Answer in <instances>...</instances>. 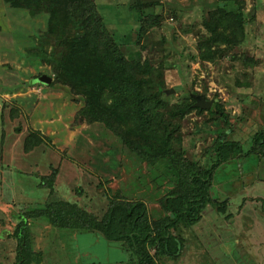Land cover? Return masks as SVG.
<instances>
[{"label":"rangeland","instance_id":"374dc122","mask_svg":"<svg viewBox=\"0 0 264 264\" xmlns=\"http://www.w3.org/2000/svg\"><path fill=\"white\" fill-rule=\"evenodd\" d=\"M220 1L94 0L121 52L138 53L137 61L150 67L139 78L159 82L144 90L167 124L173 150L201 168L215 161L220 136L238 141L247 153L241 158L232 153L215 168L210 193L219 203L209 204L194 224L172 228L182 249L174 258L160 256L158 264H264V230H257L264 229V202L253 201L254 190L250 200L246 192L227 198L222 193L264 179V156L249 151L253 135L264 129V0L228 4L243 10L244 38L222 56L203 59L199 52L209 45L203 23ZM20 4L0 0V264H16L14 231L21 214L27 216V243L19 264H137L120 243L57 227L36 213L65 201L100 218L119 193L125 200L144 201L151 223H167L171 216L162 202L176 188L174 162L140 160L104 122L79 115L84 96L56 80L55 62L64 47L48 33L49 13L41 4ZM48 53L52 63L42 58ZM42 74L52 80L36 82ZM199 95L217 103L213 111L208 110L212 103L195 109ZM31 132L44 142L26 151Z\"/></svg>","mask_w":264,"mask_h":264},{"label":"trees","instance_id":"16d2710c","mask_svg":"<svg viewBox=\"0 0 264 264\" xmlns=\"http://www.w3.org/2000/svg\"><path fill=\"white\" fill-rule=\"evenodd\" d=\"M19 2L20 5L33 6L32 2L41 4L49 13L48 33H51L50 37L58 45L64 47L59 60L55 62L58 65L56 80L84 96L85 106L79 115L82 114L88 121L98 119L104 122L117 133L125 148L138 159L146 160L150 164H155L160 159H170L178 172L176 188L169 191L162 202L163 209L169 213L171 219L161 225L150 222L144 201L125 200L119 193L112 197L100 218L65 201L51 202L46 209L36 214L48 217L57 227L96 232L107 241L120 243L127 248L130 255L136 257L137 264H158L157 259L160 256L177 257L182 249V242L171 232L172 228L180 223L194 224L209 204L219 203L216 199L219 197L210 193V190L213 191V172L229 159L230 154L239 153L242 150L241 144L220 136L213 148L215 161L207 162L205 168L199 167L195 162H188L182 154L173 150L167 124L161 122V117L149 106L144 86L151 82L147 87H158L159 82L139 78L142 73L150 72V67L137 61L138 53L126 57L121 52L97 12L94 0ZM235 2L236 0H221L216 11L203 23L209 45L202 46L203 50L199 52L201 58L213 60L242 42L245 26L243 10L240 5L227 8L228 4ZM221 45L225 47L220 49ZM44 56L42 58L45 62L52 63L51 53ZM191 104L192 102L188 105L189 109ZM216 105L213 101L208 110L213 111ZM195 109L201 110L198 106ZM262 130L253 135L250 152L257 150L264 153L256 148L257 145L264 147V129ZM46 141L49 142L48 137ZM43 142L44 137L41 138L37 132H31L25 138L24 150L30 151ZM162 174L158 173L164 179ZM53 178L54 175L48 178V186H51ZM19 217L14 231L18 241L16 264L23 261L27 243V216L21 214Z\"/></svg>","mask_w":264,"mask_h":264},{"label":"crops","instance_id":"0c3cea01","mask_svg":"<svg viewBox=\"0 0 264 264\" xmlns=\"http://www.w3.org/2000/svg\"><path fill=\"white\" fill-rule=\"evenodd\" d=\"M251 152L254 155H257V157L264 156V153H262V151L253 150ZM241 155L246 156L247 153L244 154V151L241 150L239 153L236 154V157L241 158ZM229 160H230V158H229ZM255 179L252 180V181H250V182H248L247 184L245 183L244 185L238 186L237 189H235V190L226 191V192H222V193L225 194L226 195V198H227V197H230L231 195H234L236 193L244 194L246 192L247 197H245V198H247L248 200H250L251 199L250 192H251V190H254V194H255L256 197H254L252 199H253V201L259 202L261 204V203L264 202V191H263L264 188L263 189L262 188L258 189V188H259V185H261V184L264 186V179H257V180H255ZM256 181H258V182H256ZM218 184L221 185V183H218ZM222 199H224V198L222 197ZM251 201H249V204L250 203H252V204L254 203V202H251ZM260 229L261 230H264L262 227H259L258 226V229L257 230H260Z\"/></svg>","mask_w":264,"mask_h":264},{"label":"water","instance_id":"95a60500","mask_svg":"<svg viewBox=\"0 0 264 264\" xmlns=\"http://www.w3.org/2000/svg\"><path fill=\"white\" fill-rule=\"evenodd\" d=\"M51 80H52V78L46 74H42V75L35 78L36 82H41L44 84H48ZM211 103H212V100L206 99L204 96L199 95L196 97V101H195L194 105H196L200 108H206L207 109L210 107Z\"/></svg>","mask_w":264,"mask_h":264}]
</instances>
